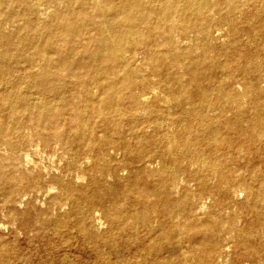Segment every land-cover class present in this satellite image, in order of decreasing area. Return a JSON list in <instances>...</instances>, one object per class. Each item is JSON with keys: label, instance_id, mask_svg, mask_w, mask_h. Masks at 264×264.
I'll list each match as a JSON object with an SVG mask.
<instances>
[{"label": "bare ground", "instance_id": "obj_1", "mask_svg": "<svg viewBox=\"0 0 264 264\" xmlns=\"http://www.w3.org/2000/svg\"><path fill=\"white\" fill-rule=\"evenodd\" d=\"M211 8L229 25L239 24L237 14H248L245 41L239 37L230 45L212 47L205 38L198 47V60L190 48L177 50L173 33L205 32ZM242 41L244 45L239 44ZM144 47L153 49L151 70L176 109L168 111L177 131L144 137L141 147L134 148L122 139L121 125L128 122L131 134L141 126L133 89L149 84L142 69L133 65L131 55ZM235 57L238 64L233 63ZM172 68H184L185 74ZM262 70L264 0H0V136L14 132L21 114H29L37 131L52 128L55 133L64 130L56 124L57 119L69 115L66 128L75 156L82 155L93 137L94 123L101 122L111 132L106 145L124 150L131 165L152 156L169 163L161 170L163 179H156L153 173L145 178L138 170L127 184L115 182L109 188L96 178L79 187L64 185L56 178L72 208L53 222L54 232L61 236L63 229H76L98 264H121L131 246L146 260L151 259V264H187L193 257L197 264H209L207 251L216 253L219 248L214 222L192 215L187 199L175 200L166 178L185 172L184 160H195L202 172L212 170L225 178L230 156L204 151L201 140L217 149L231 144L225 135L229 132L254 143L263 140L264 91L258 85ZM227 75L246 80L242 93ZM91 85L101 90L96 101ZM147 100L144 97L142 102ZM166 102L155 95L154 102L146 105L151 112H158ZM83 121L89 125L85 132L80 131ZM6 144L11 146L10 141ZM5 170L0 166L6 188L18 193L24 179L5 176ZM247 193L253 201L261 196L251 188ZM94 207L110 224V230L100 236L86 224ZM18 218L26 227L40 223L43 234L47 229L48 220L41 212L36 216L22 212ZM153 218L160 220L156 227L151 224ZM97 219L100 227L101 218ZM140 230L146 232L145 237L139 236ZM68 242L67 238L63 244ZM243 246L252 255L246 243ZM106 248L114 259L106 257ZM2 250L0 264H15V249L4 246Z\"/></svg>", "mask_w": 264, "mask_h": 264}, {"label": "rangeland", "instance_id": "obj_2", "mask_svg": "<svg viewBox=\"0 0 264 264\" xmlns=\"http://www.w3.org/2000/svg\"><path fill=\"white\" fill-rule=\"evenodd\" d=\"M208 15V28L205 32L191 30L187 34L178 31L173 33L177 50L182 47L190 48L198 60L200 59L198 47L205 38L212 47L230 45L235 43L239 37L245 41V33L250 20L248 14H237L239 19L237 25L223 23L220 20V14L214 8L210 9ZM7 28L10 30L12 26L9 25ZM244 41L239 44L244 45ZM152 53L151 47H144L131 55L133 65L142 69L143 78L149 84L145 88L137 86L133 89V94L139 101L137 114L141 120V126L138 131L131 134L128 122L121 125L122 139L134 148L141 147L144 137L154 134H172L177 131V126L170 119L168 111V109L172 111L176 109L169 99L168 92L159 85V78L151 70L149 59ZM213 55L214 52L211 51L209 56ZM233 63H239L237 57L233 59ZM172 70L182 75L185 74L184 68H172ZM231 76L227 75L226 78H232L231 83L234 88L242 93L246 80L240 76ZM258 85L264 91V70L259 73ZM154 91L155 95L167 100L161 105L159 103L162 107L158 112H151L146 105L147 102H154ZM91 93L94 101L101 96V90L96 85H91ZM144 97L148 99L146 103L142 102ZM7 114L8 111H5L4 115ZM228 115L231 116L232 112ZM68 118L69 115H65L57 119L56 124L64 127V130L55 133L52 128L37 131L29 122V114H21L13 125L14 132L0 136V166L6 168L5 176L16 175L24 179L19 192L13 193L6 188L3 181L4 175L0 171V255H3L4 246L9 250L14 248L18 254L15 264H45L46 261L48 264L51 261L54 262L53 264L62 262L98 264L92 248L84 245L76 229H63L61 236H57L54 232L53 222L63 215H68L72 208L68 196L57 184L56 178L64 185L76 187L88 185L92 178H96L109 188L115 182L122 185L127 184L138 170L145 173V178L153 173L156 179H163L160 174L161 170L169 164L152 156L143 158L134 166L131 165L124 150L106 145L111 132L101 122L94 123L93 137L84 148L82 157L75 156L71 135L66 128ZM88 129L89 125L83 121L80 131L85 132ZM225 135L231 139V144L223 145L219 149L203 140L200 142L204 151L218 156H230L226 164L225 178H221L212 170L202 172L200 164L195 160H184L182 163L185 172H177L175 177L166 178V183L175 200L187 199L189 212L192 215L203 219L209 217L213 220L214 230L219 239V248L216 253L211 250L207 251L209 264H264V138L254 143L233 132L225 133ZM7 141L11 142L10 147L6 144ZM29 157L32 160L28 159ZM123 171H125L124 174ZM203 176L204 180L201 182ZM69 177L70 180H68ZM75 177L77 181L79 180L78 182L74 179ZM83 177L86 178V182L83 181ZM247 188L261 192V196L255 201L250 200ZM53 197H56V200H53ZM21 211L31 216L43 213L48 220L45 233L41 231V224L38 222L30 227L23 226L18 218ZM98 217L102 222L100 227ZM159 221V218H153L151 224L156 227ZM86 224L97 230L96 233L99 236L110 230V224L102 217L98 207L93 208ZM138 234L141 237L146 236L144 230H140ZM67 238L69 239L68 244H63ZM194 243L192 246L196 247ZM243 243H246L252 250V255L247 254ZM105 250L106 257L114 259L110 250L108 248ZM122 260L124 262L121 261V264H151V259L146 260L135 246L129 247ZM187 264H197L196 258H190Z\"/></svg>", "mask_w": 264, "mask_h": 264}]
</instances>
